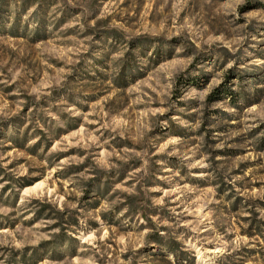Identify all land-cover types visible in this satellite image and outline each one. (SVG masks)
<instances>
[{
    "label": "rangeland",
    "instance_id": "1",
    "mask_svg": "<svg viewBox=\"0 0 264 264\" xmlns=\"http://www.w3.org/2000/svg\"><path fill=\"white\" fill-rule=\"evenodd\" d=\"M0 264H264V0H0Z\"/></svg>",
    "mask_w": 264,
    "mask_h": 264
}]
</instances>
